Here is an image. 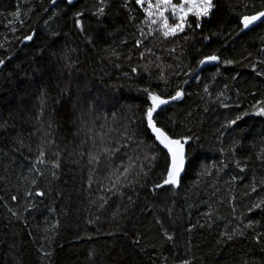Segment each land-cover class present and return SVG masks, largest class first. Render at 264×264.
I'll return each instance as SVG.
<instances>
[{
  "label": "trees",
  "instance_id": "obj_1",
  "mask_svg": "<svg viewBox=\"0 0 264 264\" xmlns=\"http://www.w3.org/2000/svg\"><path fill=\"white\" fill-rule=\"evenodd\" d=\"M51 4L0 0V264H264V214L248 211L264 200V116L253 109L264 101V24L238 27L264 0H214L202 28L166 40L140 35L135 0H108L103 16L99 0ZM213 52L221 60L203 69ZM145 87L184 92L154 113L192 137L174 188L153 187L168 161L142 122Z\"/></svg>",
  "mask_w": 264,
  "mask_h": 264
},
{
  "label": "snow or ice",
  "instance_id": "obj_2",
  "mask_svg": "<svg viewBox=\"0 0 264 264\" xmlns=\"http://www.w3.org/2000/svg\"><path fill=\"white\" fill-rule=\"evenodd\" d=\"M52 2L55 3L56 0H52ZM67 3L71 5L73 0H67ZM99 3L100 6L96 9V14L103 16L105 14V5L108 3V0H99ZM135 3L140 5L144 12V18L141 23H146L148 26L147 34H145L143 29H140V35L144 37V39H147L149 36L153 35L154 32H158L165 40L170 37H177L178 34L184 32L186 28L192 29L193 24L195 25V29H200L202 28V18H210L213 10L216 7L214 0H176V2H174V0H154V2L153 0H135ZM125 6H127V0H125ZM81 16V12L74 13V25L77 29L83 31ZM189 17H193L194 19L190 20ZM170 18L172 22H170ZM257 23L264 24V8L256 11L254 14H241L238 17V27L240 31L257 26ZM21 24H23V21H21ZM13 31H15V29H13ZM34 35V31L30 32L29 34L23 36V41H32ZM53 35H55V33H53ZM187 38V35H185L184 39L187 40ZM208 38V36H204L205 40ZM142 43V40L137 39L136 47H140ZM0 47H2V45H0ZM171 51H175V49H172ZM145 52H151V49L146 48ZM145 52L140 53L141 58L144 57ZM157 59H159V57H157ZM220 60L221 57L213 52L211 54L205 55L198 61V63L199 65H204L206 63L218 62ZM223 62L225 64L234 63L232 60H225ZM4 63L5 60L0 59V65H4ZM157 67H159V65H157ZM252 67L255 68V65ZM132 71L136 72L137 70L136 68H133ZM161 78H163V73H161ZM84 87L87 88L88 84L85 83ZM141 91L144 92L147 97L145 101L147 107L143 111L142 122L146 121V126L151 130V133L155 137V141H157L158 144L166 150V157L168 161L160 182L155 183L153 187L155 189H161L164 186H171L173 188L177 187L182 178L181 173L186 168V145L191 141L192 137L186 135L174 137L167 130H165L164 127L157 126L154 113H157V109H159L162 105L168 104L169 101L179 100L184 95V92L181 88L177 87L174 95H169L167 98H164L157 94V92L150 91L146 87L141 89ZM205 92H207V86L205 87ZM257 105L261 106L257 107ZM253 109L256 115L264 116V101H257L256 105H253ZM245 115H248V113L245 112L237 115L234 119L228 121V125L231 126L237 124V122L240 121ZM261 151L264 152V149ZM44 156L45 152L41 148L39 151V156L37 157L40 163L44 162L43 159H41ZM156 158L155 152H153L151 157L147 155L144 157L145 160H155ZM137 159H139V157H137ZM53 167L58 168V162L53 161ZM131 167L132 163L124 168L123 173H119L116 176V179L112 182L113 189L118 190V186H123L120 183V176L129 173ZM141 173L144 175L147 174L144 172L142 165L139 166V172L137 175H140ZM53 176H55V173H53ZM32 183L35 184L36 181L33 180ZM36 195L42 196L44 193L37 190ZM12 199L15 200L16 197L13 196ZM262 206H264V200L253 204L248 209V211L252 212L254 209H261L262 214H264V207ZM13 215H15V213H13ZM252 225L253 221L249 220L246 227H252ZM165 236L168 240L172 239L171 235H168L167 233H165ZM228 238L231 239L232 237L229 236ZM46 255H51V253H46ZM181 264H188V261H182Z\"/></svg>",
  "mask_w": 264,
  "mask_h": 264
},
{
  "label": "water",
  "instance_id": "obj_3",
  "mask_svg": "<svg viewBox=\"0 0 264 264\" xmlns=\"http://www.w3.org/2000/svg\"><path fill=\"white\" fill-rule=\"evenodd\" d=\"M59 2H65L67 5H69V4L67 3V0H56L55 3L52 2V4H51V8H55ZM78 2H79V0H73V3H72L71 5H69V6L72 7V6L76 5ZM214 63H215V62H212V63H206V64L202 65V68L205 69V68L211 67ZM181 98H182V97H181ZM181 98H180V99H181ZM180 99H179V100H180ZM176 101H178V100L169 101V103H174V102H176ZM169 103H168V104H169Z\"/></svg>",
  "mask_w": 264,
  "mask_h": 264
},
{
  "label": "rangeland",
  "instance_id": "obj_4",
  "mask_svg": "<svg viewBox=\"0 0 264 264\" xmlns=\"http://www.w3.org/2000/svg\"><path fill=\"white\" fill-rule=\"evenodd\" d=\"M153 2H154V0H153Z\"/></svg>",
  "mask_w": 264,
  "mask_h": 264
}]
</instances>
